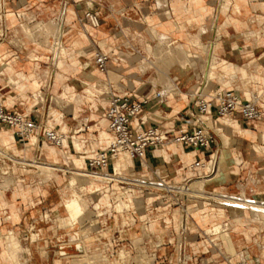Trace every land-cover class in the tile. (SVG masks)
I'll list each match as a JSON object with an SVG mask.
<instances>
[{
    "label": "crops",
    "instance_id": "crops-1",
    "mask_svg": "<svg viewBox=\"0 0 264 264\" xmlns=\"http://www.w3.org/2000/svg\"><path fill=\"white\" fill-rule=\"evenodd\" d=\"M255 1L8 0L7 15L10 32L5 41L0 44V53L6 58L9 57L8 60L15 66V73L18 77L15 82H10L6 65L0 62V102L10 112L23 114L34 120L39 117L37 114L38 110H34L37 103L32 104L28 108L29 114L23 113L20 107L25 105V98L23 96L27 90L37 88L34 84L37 80L40 84L37 90L42 85L44 89L49 88V85H44L41 77V73H47L48 71L41 68L45 64L52 63L54 51L51 45L47 43V34H44L38 28L36 29V25L41 22L49 23L53 20L55 23L59 21V24L64 26L62 40L66 52L59 59L63 62V67H57V70H60L57 74L61 76V79L57 81L55 75V80L59 85L63 84V81L66 80H70L71 82V85H68L70 87L69 92L66 90L67 86L60 87L55 84L59 90L65 89L64 92L61 90L62 93L59 94V98L64 100L67 99V94L70 95V111L77 110L75 109L76 105L86 106L84 110L78 109L79 113L77 112V115L70 114L69 118L66 119L67 124L65 125L64 121L61 120L63 116L60 113L61 121L59 122V126L61 128L58 132L67 136V146H61L60 152L62 153V150H64L65 155L66 153L67 155L62 154L66 158L69 157V154L74 156L72 150L76 154L87 153L78 157L83 159V165L81 166L82 169H85L88 158L104 147V145H101L96 149L92 148L89 150L91 138L83 140L81 135L78 136V134L86 131V129H90L92 125L89 124L98 118H102V122L106 124L108 129V120L105 113L110 97L108 94L103 93L101 94L103 95L102 99L100 95L94 99V90L90 91L91 94L87 92L88 86L91 85L84 78L85 75L92 74L89 72L91 65L88 64L86 56L91 54L92 60L95 63V55L99 50L111 56L107 64V72H102L98 69L104 75L108 87L112 86L122 92H128L135 100L149 98V102L145 105L141 116L133 121V127L138 130L151 126H159L163 130L176 129L180 126L190 129V113L193 109V101L188 91L190 81L187 79V74L191 71L201 72V54L193 43V39L199 40L205 45L216 43V47L212 46L210 50L217 60L218 55L216 52L220 51L221 48L231 47L234 42L238 41L251 42L254 36H251L247 31L251 30L255 23H264V15L262 17L257 15L260 9H264V0L258 4ZM88 11L99 13L102 21L100 28L93 27L83 19L82 16ZM260 13L264 14V12ZM87 25L92 29H89ZM127 27L130 29L131 34L125 32V28ZM158 32L164 34L166 37L159 38ZM141 37L153 47L157 46L159 48L160 45H163L166 48H173L180 45L183 52L194 53L191 56L192 60L196 58L199 61V65L198 63L196 65L197 69L194 68V64L190 69L179 66L171 69V79L178 86L177 92L164 93L165 85L159 81L156 83L152 81V78L155 77L160 79L157 70L154 68L145 71V73H156V76H151V80L148 79L149 83L138 81L141 74L138 75L137 68L142 69L138 65L139 58L141 55H146L145 46L140 40ZM50 39L52 42V36ZM236 47L237 45L232 46V49H236ZM244 48V51L248 52L251 46L245 45ZM72 52L77 57L75 56L73 67L71 68V65H65L64 63L67 56ZM247 57L255 58L246 64V66L250 65L251 68L253 67V72L264 74V52H255L252 55L248 54ZM234 66L237 67V65ZM62 72L71 73V77L63 80ZM72 73L74 74L72 75ZM5 79H7V84L4 87ZM198 83L200 85L201 81ZM9 85L12 87L14 85L18 93H14L12 87L7 90L6 87ZM82 89L84 90L80 92ZM222 89L233 88H219L216 86L210 93ZM234 90L245 99H249L254 95L260 97L262 101L259 102V105L261 108H264V77L258 78V83L254 81V84L244 87L242 89L243 92ZM157 92H161L162 97H156L155 94ZM93 102L94 105H91ZM88 105L90 106L88 107ZM152 112H156L158 115H152ZM207 119L208 122H218L220 118L209 114ZM226 121H229V123L225 125ZM220 125L227 128L225 133L228 136L225 135L224 138L228 148L224 153L222 152L220 142L217 149L214 145L207 149H195L191 146H183L176 143L151 147L147 150L146 157L143 160L131 159V164L122 169V172L118 176L125 178L123 183L115 181L107 184L103 181L102 183H104V186L107 185V187L94 193L96 197L94 196L90 204L93 213H95L96 204L94 202L98 204L100 201L99 196L102 197L108 194V198H105L107 199L105 200L107 203H100V207L109 210V212L108 215L99 217V219L95 214L91 213L90 217L93 220L85 221V226L89 229V231L86 229V232H90L89 234H91L93 232L110 230L115 235L117 233L116 236L120 242L131 244L129 242L131 241V237L128 236V232L135 229L136 232L143 234L144 227H146L149 232L146 246L152 257L149 264H228V261L233 262L232 257L237 252L236 247L241 249L237 260L247 258L253 264H264V234L259 239L258 237H254L255 232L248 234L247 231V234H239V230L234 228L236 221L228 219L232 217L231 206L222 202L220 198L212 196L214 192H210L211 190L208 192L209 195L205 197H181V204L178 205L176 201L178 194L176 192L171 194L160 189L146 190L135 184L136 180H162L164 183L176 186L177 188L181 186L189 188L193 183H199L196 181L206 173L204 171L205 168L202 169L203 167L201 168L197 165L198 162H206L207 159L215 155L221 156V153L225 157L231 156L236 153L238 147H241L240 153L242 156V152H244L243 142L247 138L253 140L250 136L239 133L245 137L243 139L240 138L241 141L238 139L239 136L233 135L235 132H231L233 128L239 131H248L250 132L249 134L256 136L255 139L260 138L264 141V120L249 121L240 115H236L233 120L222 119ZM80 126H82L81 129L79 128ZM259 126L260 129L258 128ZM63 127L66 128L65 131ZM3 128L5 127H0V130H3ZM216 129L218 130L219 138L222 137V128L219 126ZM103 132L100 133V136L103 135ZM12 133L15 140L14 144L17 147L23 143L26 146L20 149L21 153L26 154L29 145H36L30 144L29 138L23 142L15 135L14 131ZM40 135H36L38 137L37 144L40 142ZM229 137L236 139H230ZM101 141L108 142L104 139H101ZM241 143L242 146H240ZM79 145H81V149L77 148ZM172 145L175 146L176 152L169 148ZM163 147H168V150L166 148L163 149ZM259 147L260 151L249 150L248 148L246 152L251 154L261 152L264 154V145ZM33 150L35 151V148ZM38 152L39 149L37 148L36 153ZM42 155L43 153L41 152L39 159ZM74 158L72 159L73 163L70 169L77 168ZM115 162L117 161L112 162L108 171L111 174L117 175L114 167ZM222 162L225 163V165H221V171H224L223 174L226 172L230 173L231 164H228L225 158ZM73 164L76 166H73ZM256 164L258 168L256 175L259 178L257 183L260 186L248 189L247 194L249 195L248 198L264 201V157L258 160ZM27 167L24 166L23 168ZM117 170L120 171L118 166ZM16 178L19 177L15 176ZM88 178H91L87 177L86 179L89 183ZM226 179L218 183L222 186L225 184ZM193 180L196 181L193 182ZM17 181H20L21 184L25 183L24 179H18ZM210 181L213 182L210 183ZM44 182L45 180H35L32 182V185L36 188H45V192L39 194L26 193L22 195V198L15 193L17 190L10 189L7 194L13 198L12 203L8 204L10 205L8 209L0 212L1 220L3 217H6L5 219L3 218L6 222L4 232L6 234L14 232V237L21 245L22 261L27 264H57L56 257H62L60 249L64 246L61 236L62 229L56 222L59 217L57 206L48 203L49 192ZM209 183L211 185L216 182L210 179ZM115 184L117 187L114 186ZM130 185L134 190L128 191L127 197L131 194L135 204L131 203V207L127 211L129 217L126 220L129 222H124L126 220H123L120 223V214L116 213L114 204L118 194L121 191H126V187H130ZM215 195L221 196V194ZM57 200L58 202L62 200L61 194H59ZM159 202L163 207L158 206ZM138 204L143 205L145 208L138 210ZM182 205H187L188 207L189 228L188 247L184 261H182L179 251L181 215L183 214ZM115 216L118 218L112 219ZM221 221L224 225H229L228 232L231 234L232 241L229 244L225 243L226 247L223 246V250H218L220 259H205L203 256L210 252V250L205 248L201 252L202 230H206ZM260 233H264L263 229H260ZM33 234L38 235V240H33ZM122 235L124 237H119ZM0 244L4 247V251L7 250V242H1ZM107 244V241L98 238L90 243L89 251L91 250V246L96 249H105L107 248ZM65 247H67L66 252L68 255L79 253L74 244ZM12 263L16 264L15 260L10 259L5 252L0 254V264Z\"/></svg>",
    "mask_w": 264,
    "mask_h": 264
},
{
    "label": "rangeland",
    "instance_id": "rangeland-1",
    "mask_svg": "<svg viewBox=\"0 0 264 264\" xmlns=\"http://www.w3.org/2000/svg\"><path fill=\"white\" fill-rule=\"evenodd\" d=\"M261 1L262 0H256L255 3L258 4ZM260 12H264V9H260L259 13L257 14V15H259V17H262L264 14H262ZM86 22L88 23V21H86ZM53 23H54V26L57 25L55 22H53V20L51 21L50 25H48L49 23H43V24L39 23L40 24L39 30H43V27H45V26L47 27V25L51 27V25ZM41 24L42 25L45 24V26H42ZM46 27L44 28L45 31L43 30L44 34H46L48 32L49 36L48 35L47 36L51 38L52 33H49V32L53 30V27H52V30H50L49 27L48 28H46ZM87 27L89 29H92L88 25H87ZM37 28H38V26L36 25V29ZM56 28H57V31H59L58 30L59 29V21H58V25ZM96 28H100V26L96 27ZM125 32L127 34H131L130 29L128 27L125 28ZM155 32H157V31L155 30ZM243 32L246 33V31H244V30H243ZM247 32H249V34L251 36H254V37H252L251 42H249V43H246L244 41L234 42L232 44V46L234 47L235 45H237L236 49H232V46L228 47V48L223 47V48H221L220 51L216 52L218 55L217 58H218L219 62H218L216 67L211 69L210 76H208V77L205 75V70H203L204 66L202 65V58H201V72H192L191 71L189 74H187V79L190 81L189 88H188L189 94H193L196 90H198V88L200 86L202 88H205L207 93H210L213 89H215L216 86H218L219 88H233V89H236L238 91L243 92L242 89L244 87H246L249 84H254V81H256L258 83V78L261 79L262 77H264V74H260V72H253V67L251 68L250 65L246 66V64H248L252 59L255 58V57L254 58H248L247 57L248 54L252 55V54H255V52H264V23L263 24L262 23H255L254 26L252 27V29L248 30ZM54 33L56 34L58 32H53V34ZM55 34L52 36V39H53L52 42H51V39L48 38V40L50 39L49 41L52 43V45L49 41L47 43L49 45H51V47L53 48V51H54L53 54L55 52H58L57 53L58 56L56 55V57H55L53 55L54 57H52V63H49L47 65L45 64L41 68V69L48 71L47 73H41V77L43 79L42 81L44 82V85H47V86L49 85V88L47 87L48 89L47 88L44 89V87L42 85V87L37 90V88L40 85L39 81L37 80V82L34 83L37 88L36 89L31 88L32 90H27L26 94L23 96L25 98V105L21 106L20 108L23 110V113H28V108H30L32 106V104L37 103V105L34 108V110L35 109L38 110L37 114L39 117L36 119L37 124L39 126L41 125L42 128L46 127L49 130L51 128H55L56 131H59L61 128L59 126V122L55 121V120L51 121L52 110H56L59 113L60 117L62 114L63 117L61 118V120L64 121V125H65V124H67L66 119L69 118L68 116L70 114L77 115L79 113L77 110L78 109L84 110V108L86 106L85 105H78V106L76 105L75 109H77V110L70 111V108H71L70 103H69V100H70L69 96L70 95L67 94V99H64V100H61V98H59V96H60L59 94L64 92L65 89L62 88L61 89L62 92H61V90H59L56 87L57 86H60V87L61 86H63V87L67 86L66 90L69 92L70 87L68 85H71V82H70V80H68V81L66 80V81H63V84H61V85L57 84V82H56V80L58 81L61 79V76L59 74H57V72L60 71V70H57V67L58 68L63 67V62L59 59H60V56L62 54H66V52H65V45L63 43V40H61V41L57 40L58 34H57V37H55L56 36ZM157 34H158L159 38H165L166 37L164 34H161L159 32ZM140 40H141L142 44L145 46L146 55H141V57L139 58L138 65L141 66L142 69L137 68V71L139 72L138 75L141 74V75H139L140 78L138 81H143L145 83H149L148 79L151 80V76H156V73H154V72H150V73L146 72L145 73V71H147L149 69H153V68L155 69L156 68L158 75L160 76V79H157V77H155V78H152V81L155 83L159 81L163 85H165L164 93L171 92V91L172 92L178 91V86L171 79V72H172L171 69L173 67L179 66V67H183L185 69H190V68H192V66L194 64V68L197 69V66H196L197 63L199 65V61L196 58H194L192 60L191 54L194 55V53L183 52L181 50L180 45L173 47V48L167 47L168 49L166 48V46L164 47L163 45H160L158 48L157 46L153 47L150 43L146 42L143 39V37H141ZM58 42H60V43H58ZM193 43L198 48V50L201 52V55L203 56V58L206 57V55L208 54L207 52H209V49H211L212 46L216 47V43H213L212 45H208V44L205 45V44H203V42L196 40V39H193ZM56 45H57V47H56ZM245 45L251 46V49H249L248 52L244 51ZM206 47L208 49H205ZM202 49H205V50L203 51ZM173 50H174V52H173ZM177 52H180V54H178ZM204 53H205V56H204ZM172 54H173V56H171ZM174 55H176V56H174ZM75 56L77 57V55L72 52L69 56H67V59L65 60L64 64L65 65H71L70 67L72 68ZM156 56H157V58H161V56H162L163 59L162 58L159 59V60H161L159 62L158 59L156 58ZM158 56H160V57H158ZM185 58H186V61H184ZM7 59H9V57H7ZM86 59L88 60V64L91 65L89 72L95 76V78L92 79L89 77L87 78V75H85V77H84L85 80L87 82H89L91 85V86H88L89 88L87 89V92L89 94H91L90 91L94 90V96H95L94 99L96 98V96H99V95L102 99L103 95H101V94L105 93V90L108 87V83H107L106 79L104 78V75L102 74V72H100L98 70V68L95 66V63L92 60L91 54H88L86 56ZM188 59H189L190 65H189ZM164 60H166V63L168 61L167 66H166V63ZM181 60H183L185 63L180 62ZM172 61L175 63H173ZM176 61H179V63ZM161 62L164 63L166 67L163 65L161 67V64H162ZM169 62H170V64H169ZM186 62H187V64H186ZM180 63H182V64H180ZM168 64L170 66H168ZM232 64L237 65V68L234 71L232 70L233 72L229 73L227 71L231 68L230 65H232ZM147 65H149V66H147ZM187 65H188V67H187ZM167 67H168V70H166ZM241 69H242V72H241ZM165 73H167V75ZM73 74L74 73H72V75ZM55 75L58 76L56 80H55ZM62 75L64 77L63 80H65V78L67 79V78L71 77V73H69V72L68 73L62 72ZM32 76H33V74H32ZM232 78H234V79L232 80ZM71 79H74V78H71ZM6 81H7V79H5V83L3 84L4 87L7 84ZM200 81H201V85H199V83H198ZM206 81H208V82H206ZM55 84L57 86H55ZM11 87L12 86L9 85L8 87H6V89L8 90ZM238 87H240V88H238ZM12 90H14V93H18V90L16 89V87L14 85L12 87ZM83 90L84 89H82L80 92H82ZM51 96H52V98H51ZM91 105H94V102ZM89 106L90 105H88V107ZM152 113H156V112H152ZM222 119H230V118H220L218 122H211V128L216 129L219 126L222 128L223 132H221L222 137H220L221 138L220 146L222 147V152L224 153V151L227 150V148H228L227 144L225 143L224 136L225 135L228 136V135L225 133L227 128L223 125H220V122ZM227 123H229V121L228 122L226 121L225 125ZM89 125H92V127L90 129H86V131H84V132H81L80 134H78V136L81 135V138L83 140H85L86 138H89V137L91 138V144H90L91 146H90L89 150H91L92 148L96 149L101 145H104V147H105L108 142L106 143V141H101L100 133L102 131L108 132V129L106 127V124L102 122V118L96 119V121H94L93 123H91ZM81 127L82 126H80L79 128L81 129ZM258 128L260 129V126ZM8 130L13 132V129L6 127L2 130L3 134L5 136H7ZM63 130L65 131L66 128L63 127ZM38 131L40 132V127H39ZM231 132H235V133H233V135L239 136L238 139L245 138L244 135H240L239 133L246 134V135L250 136L253 140L256 138L255 135L249 134L250 132L239 131L236 128H233V130ZM230 139H236V138H230ZM102 140H103V138H102ZM253 140H250L247 138L243 142L244 143L243 144L244 145L243 146L244 152H242V156L240 153L241 147H238L236 153L232 154L231 156L225 157L223 155V153H221V156H218L219 162H221L225 158V160H227V163L231 164V167H230L231 170H230V173L228 174V177L227 176L225 177L227 179L225 180L226 182L224 185L221 186L218 182L212 183L210 185V183L213 181H210V183L208 182L205 185V182L202 181V178L211 177V175L213 174L211 172L213 162H211L209 166L198 165L201 168L203 167L202 169L205 168L204 171L206 174H204L201 177V182L199 179L198 180L196 179L197 181L193 180V182L196 181L199 183H193L190 188L196 189L197 187H200V189H201L203 187L204 189L202 188L203 191H201V194L204 192V190H206V193H208L209 190H211L210 192H214V195L212 194V196H215V194H221L223 196L222 198H224L225 202H227V203H228V201H226V200H230L227 198L229 196H231V197L237 196V198H239V197H245L246 198V196H247V198L245 200L244 199H233V198H231L232 202L229 203L228 205L231 206L230 210L232 213V217L228 218V219H230L231 221H233V220L236 221V226L234 225L235 226L234 228L236 230H239V234H243V235L247 234V231H248V234H250L251 232H255L254 237H258V239H259V238L263 237V234H264V233H260V229H263V231H264V220L261 222L258 218L259 214H256L254 212V214H256L258 216V217L257 216L255 217V215H252L253 213L251 211L253 209H254V211H257L255 209L258 208V206H256L257 208L255 206H253L252 205L253 203L256 202V204H259L260 202H264V201L254 200L251 198L248 199L249 195L247 193H248V189H250L252 187L258 188L260 186V184L257 183L259 178L256 175V172L258 169L256 163L258 160H260L262 157H264V154H262L261 152H257V153L255 152V153L251 154V153H247L246 150H248V148H249V150L254 149L256 151H260L259 146L264 145V141L260 138L255 139L254 142H253ZM14 142L15 141H14L13 136H11V141H9L5 144H3L2 141H0V145H1L2 150L6 153H9L8 157L12 158L13 161H15V160H19V161L20 160H27L30 163H33V161H36L38 164H36V166L32 165L31 167L23 168L24 166H21L15 162H11L6 157H4V158H2V160H0V212L3 211L4 209H8V207L10 206L8 204L12 203L13 198H11V196L9 194H7V192H9L10 189L17 190V191H15V193L18 196H20L21 198H22V195L26 194V193L30 194L32 192V194H39V193L45 192V188H36L34 185H32V182L35 180H38V181L39 180H41V181L45 180V182H44L45 187H46V189L48 188V192H49L48 203L57 206V211H58L57 213L59 215V218H58L59 221H62L60 219V217L63 218L68 213L64 208V204H66V201L70 200V198L72 196L71 195L72 192L77 191V193L82 195L87 201L88 205H86L82 208V210L84 209V211L81 210V212L79 213V215L77 217L72 218V219H76L73 222V224H71L72 219H70L71 221L68 220L70 223L69 225L67 223L68 221L67 222L64 221V223H62V225L64 224L63 226L61 224H59L61 222L56 220L58 223V226L59 227L61 226V229H62V233H61L62 243L68 242L67 244H70V245L71 244H78L80 247L83 248V250L81 252H79L77 254H73V255H68L67 252L61 253L62 257H60V256L56 257L57 264H70V262H72V259L76 258L75 257L76 255L78 256L77 259H73V260H78V258L81 259L83 256V258H82L83 261H81V263L82 262L84 263L85 259H86V263H87V259H88L89 264L90 263L91 264H118V263L119 264H125L119 258V252H120L121 248H125L128 251H131L133 257L140 255L141 256L140 258H143V262L145 264H149L152 257L149 253V250L147 249V246H146V239L149 238V232H148V229L146 227H144L143 234L145 232L147 234L145 233L144 236H143V234L136 232L135 229L132 230L131 232H128V234H129L128 236L131 237V241H129L131 244H127L128 242H120V240L117 239L118 238L116 236L117 233L115 235L110 230H106L104 232H93L91 234H89L90 232H86L87 227L85 226V221L86 220H93L90 217L92 215L91 213H93V211L91 209L90 202L93 200V198L95 196L94 193H96V192L91 191L95 187L89 186L90 183H88V181L86 180L87 179L86 176L77 175L78 176V178H77L76 173L78 171L84 172L85 169H82V166H81V165H83V159L78 158V157L86 155L87 153L86 154H83V153L76 154L72 150V153L74 154V156H71L69 154V157L66 158L65 156L67 155V153L64 156L60 152L62 147L61 146H55L51 142L47 141L42 134L40 135L39 144H36L35 146L29 145L27 147L28 149H27L26 154L20 152L21 148L26 147V146H24V143L17 147L14 144ZM65 142L67 143V139L65 140ZM240 146H242V143ZM250 146H253V147H250ZM171 147H175V146L172 145L169 148H171ZM34 148H35V151L33 150ZM37 148L39 149V152L43 153V155L40 159H39V152L36 153ZM77 148L81 149V145H79ZM164 148H166V150H168V147H163V149ZM55 150L57 151V154L54 153ZM74 157H76V158H74ZM242 157H243V159H242ZM73 158H74V163L77 165L76 166L73 164V166H76L77 168H72L73 169L72 170V169H70V166H72V163H73L72 159ZM207 161H208V159H207ZM240 162H241V164H240ZM40 164L52 166L55 169L49 170V169L40 168L38 166ZM239 165H240V167H239ZM255 166H256V168H255ZM207 169H209V172H207ZM70 171H73V172H70ZM13 172H14V174H13ZM220 173L223 175L224 171L222 170ZM15 176H18L19 178L15 179ZM18 179H24L25 183L21 184L20 181H17ZM74 179H75V184H74V186H72L69 183H70V181H73ZM221 181H223V180H221ZM54 183H55V185H54ZM201 185H204V186H201ZM97 186L100 187V191H101L102 185L99 184ZM71 187H72V189H71ZM214 190H216V191H214ZM90 193H92V194H90ZM239 193H241V194L238 195ZM59 194H61V196H62V200L60 202H58V200H57ZM208 195L209 194H206V196H208ZM105 198H108V194H106L105 196H102V197L99 196V200H100L99 204L100 203L105 204V202L107 203V201H105L107 199H105ZM117 202H119V200H117ZM94 204H96V203L94 202ZM94 204H93V206H94ZM124 204H125V202H122V205L124 208L121 205L122 208L117 207V209L119 208V210L121 209L122 211H123V209L125 210L127 206H126V204L125 205ZM246 205H248V206H246ZM158 206L163 207L160 204V202H159ZM97 207H98V205H97ZM137 208H138V210H143L145 207L143 205L138 204ZM238 209H242V211L244 209L246 211L242 212L241 210H238ZM101 210H103V208H101ZM126 210H128V209H126ZM260 210H261V212H264L263 207H260ZM127 213L128 212L120 213V215H119L120 216L119 217L120 222L125 220L127 217H129L127 215ZM93 214H95V213H93ZM98 214H103V216H104L103 212H98ZM235 216H237V218ZM3 218L5 219L6 217H3ZM3 218L1 220V215H0V220L2 221V223L0 221V236H1L0 241L1 242H7V248L8 249L4 251V247L2 246V244H0V254L3 252H5V253L8 252L11 255V257H9L10 259L15 260L16 264H22L21 253H20L22 250L21 245L17 244L18 241L14 238L13 232H12L13 233L12 236H11V234H6V232H4L6 222L4 221ZM114 218H118V217L115 216L112 219H114ZM233 218H235V219H233ZM77 219H78V221H77ZM98 219H99V217H98ZM236 219H238V220H236ZM124 222H128V221H124ZM65 224H67V225H65ZM158 224H160V223H158ZM1 225H2L3 229L1 228ZM65 226H67V227L64 228ZM228 229H229V225L228 224L224 225L223 222L221 221V222H218L217 224H214L212 227L207 228L206 230H202L203 237L201 238V242H202L201 243L202 244L201 245L202 246L201 252L205 248H208L207 250H210V252L206 253V255L203 256L205 259H208V260H210V259L213 260L214 258L220 259V257L218 256V250L219 249L223 250L222 247L223 246L226 247L225 243L229 244L232 241L231 234L228 232ZM87 230L89 231V229H87ZM256 230H258V231H256ZM84 234H86V236H82ZM227 235H228V237H227ZM6 236H8V238ZM139 236L140 237L143 236L142 237L143 241L140 242V240H142V239H138ZM9 237H11V238L13 237V239L11 240V238H9ZM35 237H34L35 239L33 238V240H38V235L37 236L35 235ZM74 237H77V238H74ZM78 237L81 240L77 241V239H79ZM85 237H86V239H85ZM119 237H124V235L119 236ZM72 238L76 241H74ZM82 238H84V239L82 240ZM98 238H101V240L108 242V244L106 245L107 248L96 249V248L91 246V248H90L91 250L89 251L90 243L93 240H96ZM136 238H137V241H136ZM12 241H15V243ZM80 241H82V242H80ZM132 241H133V245H132ZM12 243H13V245H12ZM15 245H17V246H15ZM85 245H86V247H84ZM18 246H19V248H18ZM8 250H10V251H8ZM240 250L241 249L236 247L237 252H236V255L232 257L233 262H236V260L238 259ZM65 253H66V255H65ZM15 254H16V256H15ZM63 254H64V257H63ZM188 255H189V253H188ZM85 256H88V258ZM17 257H19L20 260H18ZM136 258H139V257H136ZM17 261H18V263H17ZM19 262H21V263H19ZM12 264H14V263H12ZM79 264H80V262H79ZM186 264H189V263H186Z\"/></svg>",
    "mask_w": 264,
    "mask_h": 264
},
{
    "label": "built area",
    "instance_id": "built-area-1",
    "mask_svg": "<svg viewBox=\"0 0 264 264\" xmlns=\"http://www.w3.org/2000/svg\"><path fill=\"white\" fill-rule=\"evenodd\" d=\"M8 0H0V44H2L9 35L8 28ZM83 19L88 21L93 27H99L102 24L99 13L88 11L84 14ZM111 59L110 54L98 51L95 55V65L102 71L107 72V64ZM201 85V84H200ZM106 94L109 95V104L105 116L108 120V130L110 133V140L105 147L99 150L96 154L88 158L84 173L87 177L99 176H116L111 174L108 169L113 161H117L120 155H129L131 159L143 160L146 157L147 150L151 147L164 146L169 143H176L183 146H191L195 149H207L210 146H219V135L208 126L207 116L213 114L216 117H234L240 115L245 120L255 121L264 120V108H261L259 102L262 101L258 96H252L245 99L240 96L234 89H222L213 93H207L205 88L201 86L193 94L191 98L193 101V109L190 113L191 128L180 126L176 129L163 130L159 126H151L141 130L136 129L132 125V120L141 116L145 105L149 102V98L142 100H135L128 92H122L109 86L106 88ZM156 97H162L161 92L155 94ZM9 127L13 129L15 135L23 142L31 135L42 134L44 138L54 144L55 146H63V134L51 128H42L34 119L20 113H13L8 111L0 102V127ZM40 127V132L38 131ZM37 130V132H36ZM41 152H39L40 155ZM2 155V153H0ZM9 153L4 155L11 162H15L21 166H32L27 160H15L8 157ZM219 157L215 155L208 159V161L197 165L209 166L211 162L213 165L219 164ZM2 160V159H0ZM120 177V176H119ZM124 178V177H123ZM123 183L124 180H115L111 177L109 181ZM141 182V185L138 183ZM137 186L143 187L146 190L160 189L167 193H177L176 201L178 205L181 204L180 198L189 197L188 194L182 191L184 187L177 188L164 183L162 180L145 181L136 180ZM131 187V185H130ZM188 188V187H187ZM130 192V191H129ZM115 201V206H116ZM183 214L181 215V231H180V247L182 261L186 259L188 247V207L182 205ZM116 208V207H115ZM97 209L95 208V211ZM109 210L103 209L104 216L108 215ZM116 213L120 212L116 208ZM101 217V216H98ZM103 217V215H102ZM62 243L60 254L66 252L65 246L70 244ZM78 244H74L76 246ZM80 252V251H78ZM228 264H253L247 258H240L236 262L228 261Z\"/></svg>",
    "mask_w": 264,
    "mask_h": 264
},
{
    "label": "bare ground",
    "instance_id": "bare-ground-1",
    "mask_svg": "<svg viewBox=\"0 0 264 264\" xmlns=\"http://www.w3.org/2000/svg\"><path fill=\"white\" fill-rule=\"evenodd\" d=\"M41 22V21H40ZM54 22V21H53ZM42 23V22H41ZM39 24V23H38ZM37 24V26H38V29H40V24L38 25ZM43 24V23H42ZM41 24V25H42ZM51 24V22H49V24L48 25H50ZM56 24L58 25V21H56ZM47 25V27L45 26V24L44 25H42V26H45L46 28H50V30H52V27L54 26V23L51 25V27L50 26H48ZM57 25H55L56 27H57ZM41 26V27H42ZM54 26V27H55ZM45 27H43V30L45 31ZM53 27V30L52 31H50L49 33H52L51 35L53 36L54 34H53V32H58V33H56L55 35V37H57V34H58V37H57V40H59V41H61L62 40V36H63V32H64V26L62 25V24H59V31H57V28L55 29ZM43 30H40V31H42L43 33H44V31ZM48 30V29H47ZM39 31V32H40ZM47 32V31H46ZM45 32V33H46ZM42 34V33H41ZM48 36H49V34H48V32L46 33ZM44 35V34H43ZM50 35V36H51ZM47 36V39L48 38H50V37H48ZM50 40V39H49ZM48 40V41H49ZM50 42V41H49ZM51 43V42H50ZM58 43H60V42H58ZM57 44V43H56ZM51 45H52V43H51ZM61 45V44H60ZM56 47H57V45H56ZM60 47V46H59ZM205 49H208L207 47L205 48ZM205 49H202L203 51L205 50ZM171 50V49H170ZM207 51V50H206ZM168 52V51H167ZM170 52V51H169ZM173 52H174V50H173ZM172 52V53H173ZM57 53L58 52H55L53 55L56 57V55H57ZM155 53V52H154ZM171 53V52H170ZM178 54H180V52H177ZM182 53V52H181ZM206 53V52H205ZM205 53H204V56H205ZM208 54L206 55V57H204L203 58V56L201 57L202 58V61H203V66H204V69L203 70H205V75L208 77V76H210V72H211V69L212 68H214V67H216L217 66V64H218V60L216 59V57L214 56V54H213V52L209 49V52H207ZM174 54V53H173ZM173 54L171 55V56H173ZM200 54H201V52H200ZM157 55V54H156ZM53 56V57H54ZM58 56V55H57ZM170 56V55H169ZM174 56H176V55H174ZM158 57H160V56H158ZM156 58H157V56H156ZM161 58L163 59V57L161 56ZM161 58H157L158 59V61L160 62L161 60H159V59H161ZM170 58V57H169ZM184 60V59H183ZM183 60H181L180 62H184V61H186V58H185V60L183 61ZM58 61V60H57ZM165 61V63H166V60H164ZM163 61V62H164ZM0 62H2L3 64H5L6 65V69H7V72L9 73V77H10V82H15L16 81V79H17V75H16V73H15V66L13 65V63L10 61V60H8L5 56H3L1 53H0ZM55 62V61H54ZM53 62V63H54ZM173 62V61H172ZM176 62H178L179 63V61H176ZM188 62H189V59H188ZM226 62V61H225ZM162 63V62H161ZM167 63H168V61H167ZM167 63H166V66H167ZM173 63H175V62H173ZM182 63H180V64H182ZM185 63V62H184ZM149 64V63H148ZM169 64H170V62H169ZM168 64V66H170ZM186 64H187V62H186ZM152 65V64H151ZM162 65L163 66H165V64L164 63H162L161 64V67H162ZM172 65V64H171ZM189 65H190V62H189ZM147 66H149V65H147ZM153 66V65H152ZM165 66V67H166ZM231 66V68L227 71V72H233L234 70H236V68L237 67H235L234 66V64H232V65H230ZM155 67V66H154ZM160 67V66H159ZM187 67H188V65H187ZM158 68V67H157ZM156 69V68H155ZM165 69V68H164ZM166 70H168V67L166 68ZM233 70V71H232ZM241 72H242V69H241ZM166 75H167V73H165ZM204 74V73H203ZM57 77L58 76H56V79H57ZM92 78V79H94L95 78V76L93 75V74H91V75H87V78ZM169 77V76H168ZM208 79V78H207ZM211 80V79H210ZM206 82H208V81H206ZM202 88V87H201ZM251 98V97H250ZM152 115H158L157 113H152ZM221 118H230V119H232L233 120V118L232 117H230V116H226V117H221ZM58 121V122H60L61 120H60V116H59V113L56 111V110H52V118H51V121ZM135 120V119H134ZM134 120H132V125H133V121ZM211 122L212 121H209L208 122V126L209 127H211ZM6 128V127H5ZM4 129V128H3ZM213 129V128H212ZM217 134H218V130L217 129H213ZM36 132H37V130H36ZM11 136H13V133L11 132V131H9L8 130V134H7V136H5L4 134H3V131L2 130H0V141H2V143L3 144H5V143H7V142H9V141H11ZM14 137V136H13ZM101 137V139L103 138V139H105V140H107V141H109L110 140V135H109V133L107 132V131H104V133H103V135H101L100 136ZM65 140H66V136H63V145L64 146H67V143L65 142ZM15 141V140H14ZM29 141H30V144H37L38 143V137L36 136V135H31L30 137H29ZM76 145H78V144H76ZM171 149L174 151V152H176V150H175V147H171ZM0 153H2V155H0V159H2V157L4 156V155H6L7 153L6 152H4L3 150H2V148H1V145H0ZM55 154H57V151L55 150V152H54ZM62 153L65 155V151L64 150H62ZM35 163V164H34ZM33 166H36V164H38L36 161H33V163H31ZM129 164H131V158H130V156L129 155H120L119 157H118V160H117V162H115L114 163V167H115V170H116V176H97V177H95V176H93L91 179H88L89 180V183H90V185L89 186H94L95 188H93L91 191L92 192H97V191H100V187L99 186H97V185H99V184H101L102 185V190L105 188V187H107V185L106 186H104V183H102L103 181H109L110 179H111V177L113 178V179H115V180H125V178H123V177H119L118 175L122 172V169L124 168V167H126L127 165H129ZM222 164H224L225 165V163L224 162H219V164H217V165H212V175H211V178L210 177H205V178H202V181H204L205 182V185H206V183H208L209 182V180L210 179H213L214 180V182H219V181H221V180H224L225 179V177L226 176H228V174H229V172H226L225 174H221L220 172H221V165ZM210 165V164H209ZM40 168H44V169H49V170H53V169H55L54 167H52V166H48V165H38ZM117 166H118V169H120V171H118L117 170ZM211 168V167H210ZM77 172V171H76ZM207 172H209V169H207ZM77 175H81V176H87L84 172H77L76 173V176ZM5 176V175H4ZM3 178V177H2ZM77 178H78V176H77ZM77 180V179H76ZM199 180H200V182H201V178H199ZM70 185H72V186H74V184H75V179L73 180V181H71L70 183H69ZM108 184V183H107ZM138 185H141V182L140 183H138ZM81 186V185H80ZM115 187H117V185L115 184L114 185ZM201 186H204V185H201ZM70 187V186H69ZM83 187V186H82ZM85 187V186H84ZM203 188V187H202ZM200 189V187H197L196 189H193V188H187V187H184V189H182V191L183 192H185L186 194H188L189 196H195V197H205L206 196V194H208V193H206V190H204V192L201 194V191H203V189ZM71 189H72V187H71ZM86 189V188H85ZM76 190V189H75ZM90 190V189H89ZM134 190V188L133 187H126V191H121L119 194H118V196H117V200H119V202H116V208L117 207H121V205H122V202H125V204H126V209H128L129 210V208L131 207V203H133V204H135V201H134V199L132 198V196H131V194H129V196L127 197V193H128V191H133ZM72 194V196H71V198H70V200H68V201H66V204H65V210L68 212L67 213V215L65 216V217H63V218H61L60 217V219L62 220V221H59V217L57 218V220L59 221V222H61V223H59V224H61L62 225V223H64V221H71L70 219H72V218H75V217H77L78 215H79V213L81 212V210H82V208L84 207V206H86V205H88L87 204V201H86V199L82 196V195H80L79 193H77V191L75 192H72L71 193ZM217 198H219L220 197V200H222V202H224V203H226V204H229V203H231L232 202V200H231V198H233V199H246L245 197H239V198H237V196H233V197H231V196H229V197H227L228 199H230V200H226V201H228V203L227 202H225V199L224 198H222L223 196L221 195H219V196H217V195H215ZM214 196V197H215ZM248 199H250V198H248ZM124 204V205H125ZM250 204V203H249ZM97 205H98V207H97ZM253 206H258V208L257 209H255V210H257V211H254V209L251 211L253 214L252 215H255V217L257 216L256 214H259L257 217L259 218V220L262 222L263 220H264V212H261V210H260V207H263L264 208V202H260L259 204H256V202L255 203H253L252 204ZM246 206H248V205H246ZM122 207H123V205H122ZM121 207V208H122ZM242 207V206H241ZM95 208L97 209L96 211H95V214L97 215L98 214V212H103V210H101V207H100V204L98 203H96V205H95ZM124 208V207H123ZM124 210L123 209V211L120 209L119 210V208L117 209L120 213H125V212H127L128 210ZM238 210H241L242 211V209H238ZM82 211H84V209L82 210ZM246 210H244L243 209V211L242 212H245ZM259 211V212H258ZM254 212L256 213V214H254ZM102 215L103 214H98L97 216H101L102 217ZM120 217V216H119ZM236 218H237V216H235ZM233 219H235V218H233ZM76 219H72V222H71V224H73V222L75 221ZM126 220V219H125ZM236 220H238V219H236ZM69 221L67 222L68 223V225L70 224L69 223ZM77 221H78V219H77ZM127 221V220H126ZM57 222V221H56ZM129 222V221H128ZM121 223V222H120ZM124 223V222H123ZM64 225V224H63ZM62 225V226H63ZM65 225H67V224H65ZM122 225V224H121ZM67 226H65L64 228H66ZM60 228H61V226H60ZM69 231V230H68ZM14 233V232H13ZM13 233H10L11 234V236H12V234ZM146 233V232H145ZM144 233V234H145ZM70 234V233H69ZM144 234H143V236H144ZM147 234V233H146ZM35 235L37 236V234H33V236L35 237ZM82 236H86V234H84V235H82ZM81 236V237H82ZM143 236H139V238L138 239H142V240H140V242L141 241H143ZM7 238H8V236H6ZM33 237V238H34ZM138 237V236H137ZM227 237H228V235H227ZM9 238H11V237H9ZM15 238V237H14ZM36 238V237H35ZM34 238V239H35ZM74 238H77V237H74ZM79 238V237H78ZM13 239V237L11 238V240ZM16 239V238H15ZM73 239V238H72ZM84 238H82V240H83ZM85 239H86V237H85ZM74 240V239H73ZM78 240H81L80 238L79 239H77V241ZM74 241H76V240H74ZM136 241H137V238H136ZM139 241V240H138ZM12 242H14L15 243V241H12ZM80 242H82V241H80ZM84 242V241H83ZM139 243V242H138ZM17 244H19V243H17ZM137 244V243H136ZM12 245H13V243H12ZM15 246H17V245H15ZM88 246V245H87ZM14 247V246H13ZM12 247V248H13ZM84 247H86V245L84 246ZM18 248H19V246H18ZM8 249V248H7ZM16 249V248H15ZM86 249V248H85ZM8 251H10V250H8ZM14 252V251H13ZM19 252V251H18ZM15 253V252H14ZM21 253V252H20ZM6 254L9 256V257H11V255H10V253H8V252H6ZM13 254V253H12ZM18 254V253H17ZM85 254V253H84ZM65 255H66V253H65ZM15 256H16V254H15ZM63 257H64V254H63ZM76 258H73V259H77V255L75 256ZM80 257V256H79ZM85 257H87L88 258V256H85ZM84 257V258H85ZM136 257H139V258H136ZM136 257H133L132 256V252L131 251H128L127 249H125V248H121L120 249V252H119V258H120V260L123 262V263H125V264H145L144 262H143V258H140L141 256L140 255H138V256H136ZM18 258V260H20V258L19 257H17ZM82 258H83V256H82ZM79 259L78 258V260H73L72 259V262H71V264H79V262H80V264H85L86 263V259L84 260V263L82 262L81 263V261H83V259ZM22 259V258H21ZM16 262V261H15ZM22 262V264H27V263H25L24 261H21ZM21 262H19V263H21ZM89 261H88V259H87V263H88ZM17 263H18V261H17ZM86 263V264H87ZM89 264V263H88ZM91 264V263H90ZM119 264V263H118Z\"/></svg>",
    "mask_w": 264,
    "mask_h": 264
},
{
    "label": "water",
    "instance_id": "water-1",
    "mask_svg": "<svg viewBox=\"0 0 264 264\" xmlns=\"http://www.w3.org/2000/svg\"><path fill=\"white\" fill-rule=\"evenodd\" d=\"M75 248H76L77 251H80V252L83 250V248L80 247L79 245H76Z\"/></svg>",
    "mask_w": 264,
    "mask_h": 264
}]
</instances>
